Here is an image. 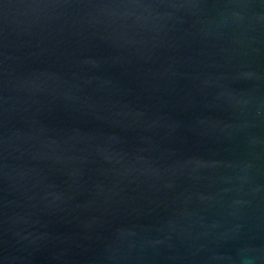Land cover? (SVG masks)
Returning a JSON list of instances; mask_svg holds the SVG:
<instances>
[{
  "label": "water",
  "instance_id": "1",
  "mask_svg": "<svg viewBox=\"0 0 264 264\" xmlns=\"http://www.w3.org/2000/svg\"><path fill=\"white\" fill-rule=\"evenodd\" d=\"M0 264H264V0H0Z\"/></svg>",
  "mask_w": 264,
  "mask_h": 264
}]
</instances>
